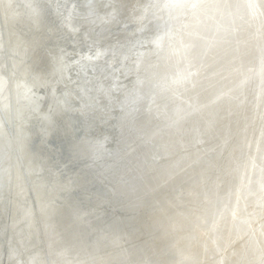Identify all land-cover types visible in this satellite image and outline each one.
Returning a JSON list of instances; mask_svg holds the SVG:
<instances>
[{
  "label": "bare ground",
  "instance_id": "bare-ground-1",
  "mask_svg": "<svg viewBox=\"0 0 264 264\" xmlns=\"http://www.w3.org/2000/svg\"><path fill=\"white\" fill-rule=\"evenodd\" d=\"M0 139V264H264V0H0Z\"/></svg>",
  "mask_w": 264,
  "mask_h": 264
},
{
  "label": "rangeland",
  "instance_id": "rangeland-1",
  "mask_svg": "<svg viewBox=\"0 0 264 264\" xmlns=\"http://www.w3.org/2000/svg\"><path fill=\"white\" fill-rule=\"evenodd\" d=\"M7 59H5L6 61ZM31 73H25V82H31V86H32V90H33V87L35 86V83H34V79L32 81L28 80L29 76H30ZM24 93H28L26 92V90L24 91ZM30 95H33L30 94ZM36 95H39V94H36ZM34 140V139H33ZM32 139L30 140H26L24 142H21V141H18V140H11L10 141V145H11V158H6L4 155L7 154V150H6V143L7 141L5 139H0V163L1 165L4 167V168H16L18 165H17V162H18V156H17V150L16 148L17 147H20L21 150L20 152H22L24 155H25V159L24 160H27V155L30 154V152L34 151L33 150V147L35 146L34 142H33ZM15 148V149H14ZM15 150V151H14ZM26 153V154H25ZM11 163L10 165H6V163Z\"/></svg>",
  "mask_w": 264,
  "mask_h": 264
}]
</instances>
